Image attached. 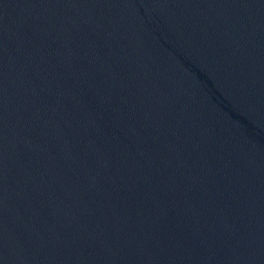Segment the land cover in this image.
<instances>
[{
  "label": "water",
  "instance_id": "water-1",
  "mask_svg": "<svg viewBox=\"0 0 264 264\" xmlns=\"http://www.w3.org/2000/svg\"><path fill=\"white\" fill-rule=\"evenodd\" d=\"M0 264H264V0H0Z\"/></svg>",
  "mask_w": 264,
  "mask_h": 264
}]
</instances>
